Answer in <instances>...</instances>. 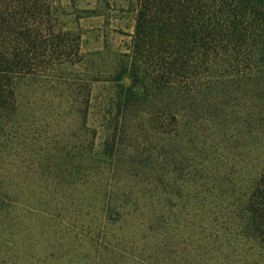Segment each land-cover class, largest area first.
<instances>
[{
    "label": "trees",
    "instance_id": "obj_1",
    "mask_svg": "<svg viewBox=\"0 0 264 264\" xmlns=\"http://www.w3.org/2000/svg\"><path fill=\"white\" fill-rule=\"evenodd\" d=\"M70 1L0 0L5 229L22 223L15 241L34 232L60 264H150L183 250L156 225H177L171 202H212L208 228L220 214L215 231L264 251V0H130V42L102 67L65 26ZM39 102L43 117L26 107ZM200 136L240 143L242 158L193 169L173 142Z\"/></svg>",
    "mask_w": 264,
    "mask_h": 264
},
{
    "label": "rangeland",
    "instance_id": "obj_2",
    "mask_svg": "<svg viewBox=\"0 0 264 264\" xmlns=\"http://www.w3.org/2000/svg\"><path fill=\"white\" fill-rule=\"evenodd\" d=\"M68 4V14L63 18L65 26L83 32L85 49L90 60L89 66L102 67L114 57L116 52L126 50L134 25L132 1L71 0ZM78 73H83V69L73 71L75 75ZM97 91V99L100 100L105 94L103 85L98 87ZM43 104L42 102L36 105L27 103L26 107L33 114L39 113V116L43 117L48 111L45 108L46 103ZM36 119L38 120V118ZM189 139V137H185L182 141H175L173 146L179 148L181 160L185 164L191 165L193 169H196L194 168L195 166L198 167L197 170L204 164L210 166L211 163H215L216 158L220 154L230 158L234 155L239 156L243 150L240 143L236 145L234 140H223L222 143H219L216 140L212 141L209 137L204 138L202 136L194 140L192 138V140ZM210 145L213 147H210ZM240 157L242 158V155ZM213 158L215 159L213 160ZM196 172H198L196 177L201 175V172ZM188 176H190L188 173L184 176L187 182L190 181ZM202 176H205V173ZM171 203L176 204L172 210L176 209V207L180 210V213L177 214V225L170 222L165 225V218H161L158 222L156 221V225L170 241H182L183 243L180 246H182L183 250L173 252L176 248L171 249V246H169L170 248L165 250L166 254L160 253L159 256L153 254L150 257V264H264V251L257 246H252L247 241L248 239L242 243H232L233 240H231L230 243L228 232L222 233V230L215 231L213 229H218L226 224V217L222 218V215L219 214L216 216L217 218L212 227H207L209 226L205 223V219L208 218L206 214L207 206L212 202ZM216 203L221 205L220 202ZM216 203L213 202L212 209ZM139 209L143 217L146 218V208L140 207ZM165 213L171 219H174L175 215L172 211L170 212L166 209ZM7 220L5 219V222L0 221V264H60L56 263L53 258H45L38 253V243L36 246V237L32 235L35 234L34 232L30 231L27 237L28 245L32 246L26 248L18 244L15 238L19 236L17 230L22 229V223L12 226L11 220H9L10 226L5 229ZM201 225L205 226V230H203L204 228ZM176 231L177 233L173 234ZM139 235H147L149 237L152 235V230H140ZM169 254L171 258L167 257ZM103 259L102 264H124L120 260H112L106 255H104Z\"/></svg>",
    "mask_w": 264,
    "mask_h": 264
}]
</instances>
